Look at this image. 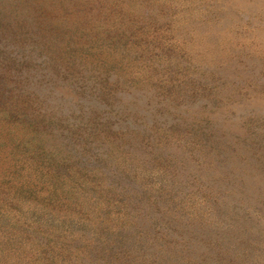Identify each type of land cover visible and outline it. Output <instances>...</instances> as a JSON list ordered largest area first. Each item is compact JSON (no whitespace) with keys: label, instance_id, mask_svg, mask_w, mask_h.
<instances>
[{"label":"rangeland","instance_id":"374dc122","mask_svg":"<svg viewBox=\"0 0 264 264\" xmlns=\"http://www.w3.org/2000/svg\"><path fill=\"white\" fill-rule=\"evenodd\" d=\"M0 264H264V0H0Z\"/></svg>","mask_w":264,"mask_h":264}]
</instances>
